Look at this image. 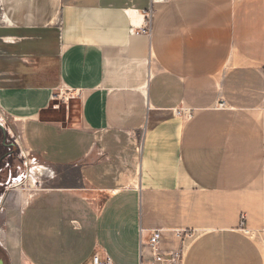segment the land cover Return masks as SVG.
Here are the masks:
<instances>
[{
	"label": "crops",
	"instance_id": "obj_1",
	"mask_svg": "<svg viewBox=\"0 0 264 264\" xmlns=\"http://www.w3.org/2000/svg\"><path fill=\"white\" fill-rule=\"evenodd\" d=\"M5 3L0 263L264 264V0Z\"/></svg>",
	"mask_w": 264,
	"mask_h": 264
},
{
	"label": "rangeland",
	"instance_id": "obj_2",
	"mask_svg": "<svg viewBox=\"0 0 264 264\" xmlns=\"http://www.w3.org/2000/svg\"><path fill=\"white\" fill-rule=\"evenodd\" d=\"M7 10L8 8L5 0H0V29L6 25L7 19L5 17V11ZM0 46H2L1 41ZM7 129L8 126L6 128V126L0 123V157H3V161L12 159V176L8 173L6 175L4 171H0V183L7 181V191H13L18 187L22 188V192L25 193L27 190L29 191L30 189H32V187H34L33 182L36 177L39 178L37 182L38 188L49 187L50 185L57 183V181L50 179L54 174V172L51 171L50 168L43 167L39 169V167L42 166H39L37 161L34 160L31 155L27 154V152L21 147L19 148L16 145V142L15 144L12 143L13 138L5 135L4 131H6ZM9 152L12 153V157L10 158V156H6L4 158V154H7ZM185 235L186 234L184 233L183 237H185Z\"/></svg>",
	"mask_w": 264,
	"mask_h": 264
},
{
	"label": "built area",
	"instance_id": "obj_3",
	"mask_svg": "<svg viewBox=\"0 0 264 264\" xmlns=\"http://www.w3.org/2000/svg\"><path fill=\"white\" fill-rule=\"evenodd\" d=\"M223 106H224V101L222 100L215 105V107H223ZM262 106L264 107V99ZM160 233H161L160 228H153L150 233L149 244L152 247V251L154 254H159V249L156 247V245L158 243ZM175 234L177 236L183 237L184 232L182 233L180 230H175ZM89 264H114V263H113V258L109 254H101L98 252H94L91 256Z\"/></svg>",
	"mask_w": 264,
	"mask_h": 264
},
{
	"label": "flooded vegetation",
	"instance_id": "obj_4",
	"mask_svg": "<svg viewBox=\"0 0 264 264\" xmlns=\"http://www.w3.org/2000/svg\"><path fill=\"white\" fill-rule=\"evenodd\" d=\"M6 156H10V158H11L12 157V153L9 152L7 154H4V158ZM2 158L3 157H0V171H4L6 173V175L8 173V174H10L12 176V172H13L12 168H11L12 159L8 160V161H3ZM1 162H2V164H1ZM6 184H7V181H4V182L0 183V194L3 193L5 190H8V187L6 186Z\"/></svg>",
	"mask_w": 264,
	"mask_h": 264
},
{
	"label": "water",
	"instance_id": "obj_5",
	"mask_svg": "<svg viewBox=\"0 0 264 264\" xmlns=\"http://www.w3.org/2000/svg\"><path fill=\"white\" fill-rule=\"evenodd\" d=\"M1 264V263H0Z\"/></svg>",
	"mask_w": 264,
	"mask_h": 264
}]
</instances>
